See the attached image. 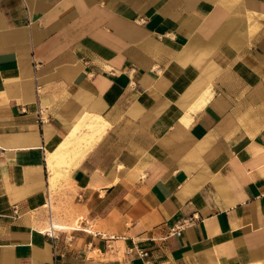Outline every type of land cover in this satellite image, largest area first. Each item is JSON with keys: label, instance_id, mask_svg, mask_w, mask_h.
<instances>
[{"label": "crops", "instance_id": "crops-1", "mask_svg": "<svg viewBox=\"0 0 264 264\" xmlns=\"http://www.w3.org/2000/svg\"><path fill=\"white\" fill-rule=\"evenodd\" d=\"M146 263L264 264V0H0V264Z\"/></svg>", "mask_w": 264, "mask_h": 264}, {"label": "built area", "instance_id": "built-area-1", "mask_svg": "<svg viewBox=\"0 0 264 264\" xmlns=\"http://www.w3.org/2000/svg\"><path fill=\"white\" fill-rule=\"evenodd\" d=\"M38 92V89H36V93ZM39 121L41 123H43V120L41 117H39ZM49 220L51 221V216H49ZM195 218L192 217V218H189V219H186V220H183L181 222H178L177 224H175L173 227H171L169 229V233H168V236H180L182 231L188 227V226H191L192 223L194 222ZM44 234L49 237V238H54V232L53 233H49V232H44ZM138 256L140 258H147V253L146 252H139L138 253ZM147 264V263H146Z\"/></svg>", "mask_w": 264, "mask_h": 264}, {"label": "bare ground", "instance_id": "bare-ground-1", "mask_svg": "<svg viewBox=\"0 0 264 264\" xmlns=\"http://www.w3.org/2000/svg\"><path fill=\"white\" fill-rule=\"evenodd\" d=\"M72 138L75 139L74 134L72 135ZM74 139H73V141H66V142L64 143V145H62V146L60 147V150H61V151H64V153H65V151H66V150H65V147L71 145L72 142L74 143V141H75ZM82 141H83V139H79V138H77V140H76L77 143H81ZM60 150H59V152H58V151L56 152L55 156H58V154H60ZM44 207H45L46 210H48V209H49V204L47 203ZM53 223H54L53 220H51V221H50V220L47 221V226L45 227V229L43 230V232L53 233V232H55V231L66 230V228H64V227L59 228V227L53 225ZM71 229H72V228H71Z\"/></svg>", "mask_w": 264, "mask_h": 264}, {"label": "rangeland", "instance_id": "rangeland-1", "mask_svg": "<svg viewBox=\"0 0 264 264\" xmlns=\"http://www.w3.org/2000/svg\"><path fill=\"white\" fill-rule=\"evenodd\" d=\"M52 193L54 194L55 193V191L53 190L52 191ZM50 207H51V210H52V212H53V214H54V216L56 217V218H58L59 217V215H61V214H59V212H60V210H59V208H58V206H53L52 205V202H51V204H50ZM44 212H45V223L48 221V210H46V209H44ZM59 219V218H58ZM54 221H56V222H58V224L59 225H62V226H75L76 225V223L75 222H73V223H70V224H67V223H63V222H61V221H57V220H54Z\"/></svg>", "mask_w": 264, "mask_h": 264}]
</instances>
